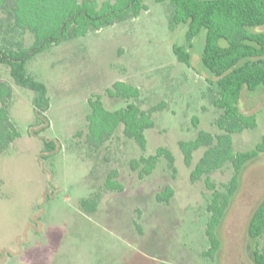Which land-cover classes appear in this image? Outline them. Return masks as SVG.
Segmentation results:
<instances>
[{
	"label": "rangeland",
	"instance_id": "374dc122",
	"mask_svg": "<svg viewBox=\"0 0 264 264\" xmlns=\"http://www.w3.org/2000/svg\"><path fill=\"white\" fill-rule=\"evenodd\" d=\"M145 2L149 10L141 16L53 46L27 63L29 75L46 85L51 98V128L41 138L29 135L36 122V93L17 86L9 68L0 64V82L14 90L10 120L21 134L0 154V264H254L256 247L264 251V236L256 246L248 234L252 214L264 199L261 154L243 172L219 230L222 248L216 261L203 255L210 247L206 231L212 199L205 180L226 193L234 176L229 162L193 182L191 173L208 148L195 151L188 167L179 147L201 130L223 134L216 126L223 115L214 105L216 78L202 63L206 30L189 48L187 25L172 24L174 6ZM33 42L28 31L0 28L1 46ZM174 46L190 52L191 67L177 60ZM117 81L140 89V98L129 102L144 110L165 103L153 114L155 127L145 132V150L122 127L98 150L86 143L92 95H102L110 111L127 106L106 96ZM240 109L255 115L257 123L233 135L234 151L244 153L264 137L263 90L246 91ZM47 139H58L62 150L44 160L40 155ZM161 147L172 153L173 168L162 157L154 172L140 179L131 162ZM112 170H118L123 192L105 188ZM167 186L175 190L168 204L157 200ZM92 201L97 210L85 211L83 203Z\"/></svg>",
	"mask_w": 264,
	"mask_h": 264
},
{
	"label": "trees",
	"instance_id": "16d2710c",
	"mask_svg": "<svg viewBox=\"0 0 264 264\" xmlns=\"http://www.w3.org/2000/svg\"><path fill=\"white\" fill-rule=\"evenodd\" d=\"M154 1L170 2L174 6L172 24L187 25L189 48L192 47V40L202 30H206L202 63L216 78L218 98L214 105L223 111V115L216 120V126L223 134L215 136L201 130L195 140L181 141L179 147L188 167L192 166L195 151L208 148L191 173L193 182L229 162L234 168V176L226 193L217 190L210 178L205 180L212 192V199L208 206L211 217L206 231L210 247L203 255L215 262L222 248L219 230L239 189L243 172L249 163L264 154V137L254 150L242 153L233 149V135L254 128L257 124L255 115L245 114L240 109L244 93L256 92L258 89L264 93V0ZM148 10L145 0H0V28L28 31L34 36V42L29 47H23L22 44L13 48L0 45V64L9 68L13 82L36 93V122L29 128L30 136L41 138L51 128L48 118L51 98L46 85L29 75L27 63L53 46L137 18ZM173 53L180 63L191 67V54L185 47L174 46ZM13 93L10 83L0 82V154L21 137L9 116ZM105 93L110 99L127 101V106L110 111L106 109L102 95H92L88 99L91 112L86 118L89 131L87 145L94 150L102 148L122 127L124 135L145 150V132L155 127L153 114L164 109L165 103L149 110L142 109L129 102L140 98V89L123 81L115 82ZM61 150L62 144L58 139H47L44 140L40 157L50 159ZM162 157L173 168L172 153L161 147L155 155L133 160L131 169L139 172L140 179H145L154 172ZM119 177L118 170H112L106 179L105 188L123 192L124 186L119 182ZM174 196L173 187L167 186L157 194V200L168 204ZM97 204L95 201L84 202L83 208L95 212ZM248 234L258 246L259 239L264 236V199L252 214ZM253 260L254 264H264V251L256 247Z\"/></svg>",
	"mask_w": 264,
	"mask_h": 264
}]
</instances>
